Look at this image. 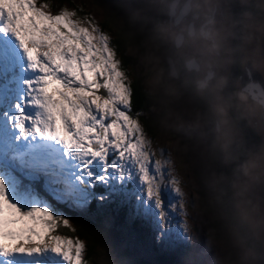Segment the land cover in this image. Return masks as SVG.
Wrapping results in <instances>:
<instances>
[{"label":"snow or ice","instance_id":"obj_1","mask_svg":"<svg viewBox=\"0 0 264 264\" xmlns=\"http://www.w3.org/2000/svg\"><path fill=\"white\" fill-rule=\"evenodd\" d=\"M53 7L0 0V264H86L59 204L114 203L164 245L182 215L176 163L133 118L109 36L78 6Z\"/></svg>","mask_w":264,"mask_h":264},{"label":"rangeland","instance_id":"obj_2","mask_svg":"<svg viewBox=\"0 0 264 264\" xmlns=\"http://www.w3.org/2000/svg\"><path fill=\"white\" fill-rule=\"evenodd\" d=\"M255 1L259 5V11L253 17L245 16L241 35L246 47L254 49L255 60H261L264 59V0H254V3ZM48 2L54 6L53 11L60 7L71 9L78 6V16L74 19L90 18L100 31L109 36L110 44H112L113 30L111 28L110 30L108 26H101L103 10L95 0H67L64 3L48 0ZM116 2L123 9L130 10L139 17H143V14L144 17H148L147 12L151 11L157 17L162 16L163 34L168 47L172 49L173 56L187 62L195 57L205 69L211 66L216 73L214 80L207 86L204 100L205 94L195 90L193 76L179 74V81L172 77V73L177 76V72L173 65L175 58L171 55L165 53L166 58L161 59V55L158 56L157 50L150 45L141 51L135 46L136 42L126 44V56H132L135 60L132 66L134 70L132 71L130 67H121V69L129 74L130 82L132 75L137 74L142 79V87L146 92L157 94L160 99H163L159 106H150V111L158 117L160 123L156 131L149 134L144 130L153 142V150L159 152L163 149L165 158L171 154L176 163L175 174L181 181L182 215L176 216L172 222L174 235L171 241L160 245L156 243V233L148 223L142 220L129 222L126 210L118 209L114 203H105L98 208L97 202L93 201L86 211L71 210L62 204L56 205L64 213H66L65 210H69L92 220L100 218L110 223L115 221L114 215L122 220L118 225L123 241L121 255L107 260L99 253L85 258L84 252V261L86 264H256L255 245L249 246L245 242L246 237L234 225L233 220L229 219V213L224 212L222 208L219 209L220 207L218 208L216 204L212 205L216 173L211 168L208 150L213 151L215 148L210 139L208 142L205 139L203 121L199 113V110L203 113L204 104L202 105L201 102L210 105L217 120L216 125L221 128V133L217 134V130L216 135L222 147L228 141L239 144L240 139L237 138H240L239 134L242 135L245 130L232 125L229 109L222 99L220 89L229 75L227 71L230 61L229 45L226 44L227 48L224 50L219 49L216 57H213V49H207L208 40L197 33L194 36L185 35L184 40L177 42L178 33L185 32L184 26L169 28L168 16L173 13L169 14V8L166 14L165 4L161 5V0H116ZM163 9L164 12H162ZM180 16L183 17V13L177 18ZM178 20L174 17L175 22ZM188 21H183L185 28ZM258 21L261 22L258 23ZM229 34L230 31L227 32L226 29L214 32V36H219L224 42L227 41L226 36L230 37ZM116 58L119 60L117 53ZM165 61L169 65L167 73L161 69ZM179 61L178 64H180ZM246 65L250 64L245 62L243 66ZM239 88L236 89V102L239 103L236 105L237 111L245 116L247 123L259 135L260 143L258 150L247 156L241 176H235L231 185L226 186V193H229L232 199L233 209L229 208V210L233 213V219L239 222L238 216L242 217V221L248 223L252 237L262 246L264 245V193L262 192L264 191V121L262 120V127H256L255 108L251 107V103H244L240 99ZM187 92H192V95ZM193 102L199 110L192 106ZM133 118L139 121L138 116L134 115ZM225 153L226 149H223V158ZM96 190L102 191L100 188ZM165 199L167 200L166 195ZM180 220L183 229L181 233L178 229ZM222 233L226 235L228 241L219 238ZM229 249L233 255L231 260L228 254Z\"/></svg>","mask_w":264,"mask_h":264},{"label":"trees","instance_id":"obj_3","mask_svg":"<svg viewBox=\"0 0 264 264\" xmlns=\"http://www.w3.org/2000/svg\"><path fill=\"white\" fill-rule=\"evenodd\" d=\"M52 1H60L62 3L67 2V0ZM95 2L100 4L103 10L101 26H108L109 29L111 28L113 30L111 32L112 44L115 46V51L119 56L121 67H130L132 71L134 70L132 66L135 60L132 56H126L127 49L125 48L126 44L133 42H136L135 46H137V48L141 51H143L147 45L154 47L157 50L158 56L161 55V59L163 57L166 58L165 53L172 56L171 48L167 46L165 41L166 38L163 34L162 16L157 17L151 11L147 12L148 17H144V14L143 17H139L132 11L123 9L120 5H118L116 0H95ZM163 65L164 70L167 73L169 65L166 61ZM233 81L234 80H230L229 83L233 85ZM130 86L132 90V112L140 113L138 118L142 127L147 133L152 134L156 131L160 123L158 117L150 111V106H159L163 99H160L157 94L146 92L142 87V79H140L135 73L131 77ZM229 93L231 97L234 95L232 89ZM205 99L206 94L204 95V100ZM193 103L194 104L192 106L197 107L195 102ZM201 103L202 105L204 104V107L202 106L203 113L198 107L197 108L199 110L201 120L203 121L202 127L204 128L205 139L207 142L210 139L215 148L214 150L212 149L213 151L207 149L210 155L209 161L211 168L216 173L215 196L213 197L212 205L214 206V204H216L218 205V208L220 207L219 209L222 208L224 212L229 213V219L231 221L233 220L234 225L237 226L246 237L245 242L248 243L249 246L253 245V243L258 246L254 249L256 251L260 247V244L254 239V237H252L248 223L242 221V217L239 216L238 218L240 223L233 219V213L229 210V208H231V210L233 209L232 199L230 194L226 193V186L231 185L235 176H241L243 170L241 171L239 167L245 164L246 159L258 150L260 143V139L258 138L259 135H257L252 127H250L246 118L241 116L236 111L238 115L236 116L233 114V121L239 129L245 130L246 133L244 132L243 135H245L248 140H239V144L237 145L234 143L231 144V142L228 141L224 143V145H226L222 147V143L214 130L217 126V120L215 119L214 113L211 111L210 105L208 106L206 102ZM217 134L219 133L217 132ZM226 146L227 148L229 146L231 147L226 149L225 157L223 158L222 151ZM206 205H208V203H206ZM207 209L210 211L209 208ZM65 211V214L70 218L72 225L75 228V232L71 231V229L61 228L60 233L84 241L86 245L85 258L92 256L91 254L99 253L107 260H110L121 255V252L123 251V241L119 233L120 231L118 225L122 220L119 216L114 215L113 217L115 221L109 223L104 222L100 218L92 220L90 218L77 215L69 210ZM219 238L228 241L226 235L223 233L219 235ZM229 250L228 254L231 260L233 255L231 254V249ZM259 257V254H257L258 264L260 263Z\"/></svg>","mask_w":264,"mask_h":264},{"label":"flooded vegetation","instance_id":"obj_4","mask_svg":"<svg viewBox=\"0 0 264 264\" xmlns=\"http://www.w3.org/2000/svg\"><path fill=\"white\" fill-rule=\"evenodd\" d=\"M162 4H165L166 14L169 8V14H171V11L173 13L168 16V22L170 23L169 28L171 29L173 26H184L185 32H179L176 39L179 36L180 40L182 41L185 39V35L194 36L195 33H197L199 36H202L208 40V42H206L207 49H213V57H216V52L219 51V49L224 50L225 48H227L226 44L229 45L228 53L230 55V61L227 68L229 75L225 78V81L221 85L220 89L222 99L226 104L227 108L229 109L228 113L231 116L232 125H235L232 116L233 114L237 116L239 113L236 108V105H239V103L236 102V89L240 87V84L238 82V76L244 68L243 64L245 62H248L250 66L256 72L259 73V75L264 81V59L255 60L254 49L246 47L244 43V38L241 35V32L244 29L243 24L245 16L248 15L249 17H253L256 13H258L259 5L256 1L254 3V0H161V5ZM180 10H182L184 16L181 17V15L179 18H177V16H179ZM174 17L179 20L175 22ZM185 20H189L186 28L183 22ZM260 22L261 21H258V23ZM223 29H226L227 32L228 30L230 31L229 38L228 36H224L227 40L225 42L221 41L219 36H214V32L217 33L218 30ZM166 44L168 46L167 41ZM216 47H218V49H216ZM208 54H210V51H208ZM173 55L174 54L172 53V57L175 58L173 59V65L176 69L177 76H171L177 79L178 81L180 80L179 74L181 76H193L196 85L195 90L202 92L203 95L206 94L208 84L215 78V69L211 66L205 69L195 57L188 60L187 62L185 60L178 59ZM179 60L180 64H178ZM207 62H209V60H207ZM208 65H210V62ZM161 69H164L163 64L161 65ZM230 80H234L233 85L229 83ZM231 89L234 93L232 97L229 93ZM239 89V93L241 95L240 99H242L244 103H251V107L253 106L255 108L254 122L256 124V127H262V109L260 104L251 99L246 92L241 90V87ZM187 93L192 95V92ZM229 99L231 100V103ZM234 110L235 113H233ZM215 131L221 133V128L217 125L215 127ZM243 134H239L240 140H248V138ZM258 138L260 139V137ZM230 147L231 146L227 148L226 146L224 147V149H229ZM243 165L239 167L241 171L243 170ZM262 192L264 193V191ZM253 245H255L256 248L258 247L254 243ZM255 253L259 254L260 256L259 264H264V245H260V247L258 248V250L255 251ZM256 264H258L257 261Z\"/></svg>","mask_w":264,"mask_h":264},{"label":"water","instance_id":"obj_5","mask_svg":"<svg viewBox=\"0 0 264 264\" xmlns=\"http://www.w3.org/2000/svg\"><path fill=\"white\" fill-rule=\"evenodd\" d=\"M182 13V10H180L179 15ZM179 40L180 37L178 36L176 41L179 42ZM172 75L174 74L172 73ZM239 84L241 90L246 92L251 99L260 104L263 112L262 120L264 121V81L259 73L256 72L250 65H248L245 70L239 74Z\"/></svg>","mask_w":264,"mask_h":264}]
</instances>
